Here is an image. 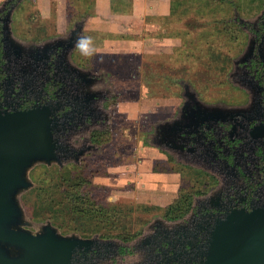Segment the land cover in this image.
Here are the masks:
<instances>
[{
  "label": "flooded vegetation",
  "instance_id": "flooded-vegetation-1",
  "mask_svg": "<svg viewBox=\"0 0 264 264\" xmlns=\"http://www.w3.org/2000/svg\"><path fill=\"white\" fill-rule=\"evenodd\" d=\"M27 1L0 0V111L48 109L59 162L42 166L80 168L105 152L121 93L110 67L76 47L72 31L84 18L47 31L32 21ZM237 20L247 42L228 70L232 96L208 100L182 80L181 104L148 132L150 145L197 170L201 185L183 206L167 203L131 231L59 227L91 239L75 251L76 264H204L219 224L235 211L264 209V7ZM203 103L217 107L205 110ZM165 120L171 128L158 125Z\"/></svg>",
  "mask_w": 264,
  "mask_h": 264
},
{
  "label": "rangeland",
  "instance_id": "rangeland-1",
  "mask_svg": "<svg viewBox=\"0 0 264 264\" xmlns=\"http://www.w3.org/2000/svg\"><path fill=\"white\" fill-rule=\"evenodd\" d=\"M59 1L29 0L24 8L47 31L65 27L63 20L86 18L85 34L96 49L93 58L110 67L121 94L105 152L80 168H69L81 175L73 176L80 197H92L110 210L91 209L87 201L82 206L87 210L75 211L64 223L52 222L67 232L91 233L103 227L131 231L201 185L200 173L167 159L150 145L148 132L181 104L182 80L208 100L232 96L236 88L229 83L228 70L247 42L236 14L254 16L264 7L263 0ZM41 3L48 4V11ZM46 170L36 168V187L22 198L37 222L47 220L34 211L36 191L50 187ZM49 173L56 175V168Z\"/></svg>",
  "mask_w": 264,
  "mask_h": 264
},
{
  "label": "water",
  "instance_id": "water-1",
  "mask_svg": "<svg viewBox=\"0 0 264 264\" xmlns=\"http://www.w3.org/2000/svg\"><path fill=\"white\" fill-rule=\"evenodd\" d=\"M85 22L73 28L74 42L86 37ZM216 107L203 103L205 110ZM158 125L171 128L172 121ZM52 128L48 109L0 111V264H76L75 251L91 243L78 232L64 234L50 219L34 221L24 206L23 195L37 184L34 168L59 162ZM208 250L204 264H264V209L233 212L215 228Z\"/></svg>",
  "mask_w": 264,
  "mask_h": 264
},
{
  "label": "trees",
  "instance_id": "trees-1",
  "mask_svg": "<svg viewBox=\"0 0 264 264\" xmlns=\"http://www.w3.org/2000/svg\"><path fill=\"white\" fill-rule=\"evenodd\" d=\"M261 6H264V0ZM47 169V173L43 175L44 180L48 177H51V182L48 183L50 187L45 186V190L43 187L42 189L37 190V198L34 201V204L36 203V208L34 211L42 215L43 219H52L53 222L60 223L61 221V223H64V220H68L69 217L75 215V211L80 210L81 208L87 210L89 208L88 206L82 207L87 201L91 205V209L105 208L106 212L110 210V206H105V204L102 205L95 201L92 197L88 196L90 199H88V197L85 199L80 197L81 192L78 188V183L73 179V176L78 178L81 177V175L72 173L74 170L67 169L59 172L56 169V175H53L52 177V174L49 173V170L51 169ZM51 186L56 187V190L49 191ZM186 195L170 204L169 209H175L183 206L186 202V199L184 198Z\"/></svg>",
  "mask_w": 264,
  "mask_h": 264
},
{
  "label": "clouds",
  "instance_id": "clouds-1",
  "mask_svg": "<svg viewBox=\"0 0 264 264\" xmlns=\"http://www.w3.org/2000/svg\"><path fill=\"white\" fill-rule=\"evenodd\" d=\"M76 47L84 56L91 57L96 53L94 42L91 37H78L76 41Z\"/></svg>",
  "mask_w": 264,
  "mask_h": 264
},
{
  "label": "crops",
  "instance_id": "crops-1",
  "mask_svg": "<svg viewBox=\"0 0 264 264\" xmlns=\"http://www.w3.org/2000/svg\"><path fill=\"white\" fill-rule=\"evenodd\" d=\"M46 0H44V2H45ZM141 1V0H140ZM59 2H62V0H60ZM41 4H43V6H44V9L45 10H47L48 11V8H49V6H48V4H45V3H41ZM48 7V8H47ZM136 7H137V5H136ZM148 8V7H147ZM150 8L152 9L153 8V4H151L150 5ZM137 10V9H136ZM153 11V10H152ZM47 14V13H46ZM138 16H143V14L142 13H140V14H138ZM61 18H63V17H60V19ZM65 21V24H66V20H63L62 21V23ZM60 25H62V24H60Z\"/></svg>",
  "mask_w": 264,
  "mask_h": 264
}]
</instances>
